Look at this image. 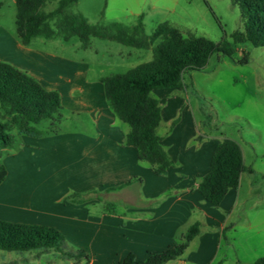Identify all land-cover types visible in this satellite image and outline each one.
<instances>
[{"label":"crops","instance_id":"crops-1","mask_svg":"<svg viewBox=\"0 0 264 264\" xmlns=\"http://www.w3.org/2000/svg\"><path fill=\"white\" fill-rule=\"evenodd\" d=\"M49 41L36 39L26 47L0 24V61L29 73L46 90L57 91L63 107L74 114L73 128L67 132L20 136L6 153L0 220L59 231L67 246L63 251L70 256L60 252L55 260L44 262L40 249L16 260H3L0 253V264H122L129 254L145 260L173 247L196 223L203 224L202 232L183 258L168 264H252L264 257V174L258 183L244 157L239 188L230 190L219 207L206 201L198 186L222 139L197 141L200 132L189 109L157 98L161 144L174 161L167 175H157L140 161L138 149L126 144L130 127L110 108L103 76L92 75L85 61L55 53L47 47ZM181 109V120L169 131ZM93 189L103 195V202L64 203L72 193ZM106 203L115 205L116 214L105 211ZM242 225L248 233L245 258L238 255L235 238Z\"/></svg>","mask_w":264,"mask_h":264},{"label":"trees","instance_id":"trees-1","mask_svg":"<svg viewBox=\"0 0 264 264\" xmlns=\"http://www.w3.org/2000/svg\"><path fill=\"white\" fill-rule=\"evenodd\" d=\"M240 7L244 31L235 32L232 41L220 44L205 37H185L178 29L168 24L160 25L153 37L145 34L142 22L129 28L121 24L99 27L90 24L79 13L71 9L79 0H58L52 11L44 8L50 0H15L16 35L22 45L29 47L36 39L63 42L78 40L83 49L90 46L91 38L115 41L139 50H152L153 59L129 70L126 74H115L101 78L105 96L118 119L130 127L126 144L136 147L141 162L148 163L159 175H167L174 161L163 148L159 135L162 108L153 96L156 90H180L184 88V75L189 71H200L214 54L232 57L238 46L264 47V0H231ZM242 63H247L245 56ZM0 107L4 112L0 120V185L7 176L1 161L4 151L14 149L20 136L41 138L58 135L68 118L74 114L62 105L57 91L46 90L29 73L11 64L0 61ZM49 121L47 128H40ZM180 117L170 125L172 131ZM244 155L240 144L232 139H223L215 148L211 169L199 183V192L204 199L219 207L227 193L238 189L245 172ZM110 188L107 192L123 188ZM94 200L104 201L96 189L84 193H72L64 203L85 204ZM105 211L116 214L115 205L106 203ZM202 223H196L169 249L152 254L145 260H137L129 254L122 264H168L181 259L190 242L202 232ZM65 243L62 234L50 227L11 223L0 220V250L32 251L55 249L64 256ZM82 254V252H79ZM252 264H264V257Z\"/></svg>","mask_w":264,"mask_h":264},{"label":"rangeland","instance_id":"rangeland-1","mask_svg":"<svg viewBox=\"0 0 264 264\" xmlns=\"http://www.w3.org/2000/svg\"><path fill=\"white\" fill-rule=\"evenodd\" d=\"M57 3L58 0H50L44 10H54ZM71 11L82 14L90 24L99 27L116 23L132 28L142 22L148 37H153L160 25L168 24L185 37H205L220 44L223 40L232 41L231 36L235 32L245 30L240 7L231 0H79ZM15 22V0H0V24L16 34ZM47 47L61 56L89 63L91 74L103 77L126 74L153 59L152 50H139L101 38H91L87 49H83L78 40L66 43L60 38L49 41ZM245 56L248 62L242 63ZM156 91L153 96L163 104L178 102L180 108L189 109L200 132L197 141L210 137L237 141L246 166L252 167L258 183L262 181L264 47L238 46L232 57L214 54L202 70L189 71L184 75L183 89ZM165 94H169V97L164 98ZM183 111L181 109L179 112L180 120ZM72 118L71 115L64 122L61 133L73 128ZM48 125L49 121H44L40 128H47ZM161 130H164V126ZM7 152H3L1 161ZM245 184L246 176L243 178L244 187ZM261 186L264 188V183ZM235 238L238 255L247 257L248 233L244 225L238 227ZM66 249L64 243L62 250ZM39 251L45 252L42 258L44 262L55 260V255H60L55 249ZM0 253L4 255L3 260H16L28 257L32 252L0 250Z\"/></svg>","mask_w":264,"mask_h":264}]
</instances>
